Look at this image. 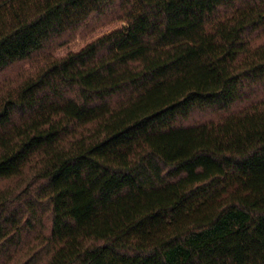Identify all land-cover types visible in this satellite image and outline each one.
Instances as JSON below:
<instances>
[{
    "label": "trees",
    "instance_id": "16d2710c",
    "mask_svg": "<svg viewBox=\"0 0 264 264\" xmlns=\"http://www.w3.org/2000/svg\"><path fill=\"white\" fill-rule=\"evenodd\" d=\"M0 264H264V0H0Z\"/></svg>",
    "mask_w": 264,
    "mask_h": 264
},
{
    "label": "rangeland",
    "instance_id": "374dc122",
    "mask_svg": "<svg viewBox=\"0 0 264 264\" xmlns=\"http://www.w3.org/2000/svg\"><path fill=\"white\" fill-rule=\"evenodd\" d=\"M99 26H100V22H94L93 20L88 21L86 24L66 34L62 39L55 42L54 45L52 46L53 48H56L58 52L66 48L67 46L83 41L86 35H88L92 31L98 30ZM60 43H62V45H60ZM57 46H60V47H57ZM26 66H27L26 64H21V69L22 67H26ZM19 71L20 69L15 66L13 69H11V71H9L6 74V78L15 77ZM203 118L205 117L201 116V118H199L198 120L203 119ZM192 121L196 122L197 120L193 119L191 120V122Z\"/></svg>",
    "mask_w": 264,
    "mask_h": 264
}]
</instances>
